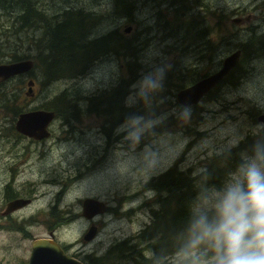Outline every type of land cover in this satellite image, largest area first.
<instances>
[{"label":"rangeland","instance_id":"1","mask_svg":"<svg viewBox=\"0 0 264 264\" xmlns=\"http://www.w3.org/2000/svg\"><path fill=\"white\" fill-rule=\"evenodd\" d=\"M3 1L6 4L0 3V52H15L20 60L29 55L28 59L34 60L36 66L28 76L21 77L22 83L17 80L10 83L13 86L12 92L18 98H26L20 102L21 107L0 108V185L4 180L1 168L6 161L4 149L7 147L9 151L13 145L11 155L16 154L20 172L16 186L26 187L27 183L32 184L31 190L36 197L30 206L31 212L26 216H33L39 209L36 212L37 218L43 219L40 220L42 223L37 221L35 224H21L20 231L16 229L18 224L8 228L0 225V264H28L31 240L47 239L50 231L55 233L54 240L59 242L67 256L84 264H96L94 260L103 255L109 246L124 240L118 238L132 235L135 229L146 224L149 212L147 211L146 216V212L136 211L145 206L129 204L124 197L118 198L120 207L129 204L128 209L131 211L126 213L118 210L116 215L110 212L106 219L97 220L93 224L96 229L95 238L89 243L82 242V234L93 222L71 226L69 212L76 211L80 214L85 200H104L110 207L115 206L116 199L110 191L129 182L132 187L129 198L140 201L151 199L149 204L155 205L153 200L155 201L158 193L151 186L152 181L174 162H177V171L198 177L202 181L203 198L194 207L195 211L215 207L226 185L233 179V174L253 156H248L243 146L242 153H239L241 158L239 159V155L236 157L239 159L236 167L228 164V159L236 160L233 153L245 138L249 142L264 139V133L259 131L258 126L262 124L257 121V117L264 114V52L258 50L255 44L264 42V0H125L124 5H128V8L124 11L117 9L114 0H57L54 5H41L47 0H31L37 5L40 26L33 29L31 34L22 30L16 35L12 31L16 17L24 13L28 2ZM12 4H16V7L9 6ZM65 10L83 12H63ZM77 13L84 17L77 22L79 30L75 29L76 33H80L89 24L86 22V14L90 20L94 15L99 16L101 19L92 25L89 37L93 39L111 32L116 33L131 45L141 65L137 80L124 98L125 108L130 113L115 128H110L101 115L89 117V122L82 121L83 116L76 119L71 115L69 106L52 98L62 94L71 99L81 95H100L118 78L128 75L127 69L130 66L126 67V63L132 58L123 52L113 54L81 73L80 77L89 76L90 80L72 79L62 83L61 78L49 79L48 75L45 76L40 63L42 61L45 64L44 57L40 56L41 52L28 49L30 43L44 35L45 28L53 29L61 21L75 19ZM193 21H199V26L194 28ZM65 27L69 28L70 23ZM127 28H132L131 33L124 32ZM195 29H203L206 38L194 40L197 36ZM220 30L226 31L225 38L219 37ZM230 34L242 49V54L244 53V77L236 79L234 85L221 83L214 95L205 99V93L195 106L184 108L178 104L176 97L181 90L219 70L223 59L237 51L229 49ZM208 47H215V53ZM250 51L257 54V59L248 60ZM7 63L12 61L5 59L0 62ZM146 77L154 78L158 86L152 89L146 82L142 85L141 82ZM30 79L35 81L34 96L26 97L27 81ZM40 79L52 84L42 89ZM65 88L71 90L65 91ZM44 104H51L52 108L48 109H54L58 114L56 120L48 126L50 139L45 140L48 141L45 149L49 150L45 157L38 155L44 148L35 147L25 139H18L4 147L5 136L9 135L8 131L11 129L9 124H13L15 120L12 115L15 110L45 109L42 108ZM61 121L69 125H64ZM60 139H68L76 147L69 152H66L65 147L57 148ZM78 146H82V150L77 151ZM24 149L31 151L25 161L36 167L21 163L23 160L20 154ZM78 152L83 153L80 155ZM228 152H231V156L225 158L217 186H214L213 179L202 172L205 168L210 170L213 165L218 164V170L211 171L217 174L223 163L220 155ZM105 154L113 157L104 169L108 160L103 158ZM98 156L102 172L99 174L97 187L101 193H80L79 187L83 185L78 180L83 178L85 168L88 169L92 160ZM44 166L47 173L44 172ZM39 170L46 175L39 173ZM24 171L28 175L21 173ZM17 202L24 205V200ZM45 211L50 218L58 219L59 222L55 223L50 219L52 223L46 226ZM124 217L130 218L129 222L133 225L127 226L125 220H120ZM132 246L135 247V244L128 245ZM118 254L122 256L113 259L114 264H143L135 259L140 254L144 257L149 255L140 246L130 253ZM177 259L178 256L165 258L156 264H171ZM205 261L207 260L196 264H209L213 260ZM149 264H154V261Z\"/></svg>","mask_w":264,"mask_h":264},{"label":"trees","instance_id":"2","mask_svg":"<svg viewBox=\"0 0 264 264\" xmlns=\"http://www.w3.org/2000/svg\"><path fill=\"white\" fill-rule=\"evenodd\" d=\"M27 2L28 4H25L23 15L32 21V28L29 26H22L21 23L24 20L19 19L21 15L19 16L18 14L12 30L15 35L22 30H27V34H31L33 29H38L40 26L39 21L41 20L38 17L39 13L36 3L34 5L31 0H27ZM124 2L125 0H114L117 9H121L122 11L127 10L128 8V5H124ZM130 4L129 6H131ZM12 8L14 7L12 6ZM63 12L74 13L83 11L65 10ZM33 13H35V16ZM83 17L84 16L81 13H77L75 19L71 18L68 21H61L60 25H57L53 29L45 28L44 34L50 33L53 30L56 31V29L63 31L64 36L60 37V41L63 45L60 49L55 48L50 50H39L41 52L40 56L44 57L45 60V64H43L42 61L40 63L42 64L45 76L48 75L49 79L61 78V80L63 79L61 82L66 83L65 81L81 78L80 76L82 72L88 71L94 63L102 58H108V56H113V54L118 55L120 52H123L129 58H132L131 61L126 63V67L130 66L129 70L127 69L128 75L126 77L118 78L110 88L104 91V93L96 96L81 95L74 99L68 98L65 94L57 97L54 96L52 98L60 101L65 104V106H69L70 108L75 107V109H79L87 105L89 101L92 103L102 101L103 103L99 106H107L108 109H110L112 107L110 99L114 98L116 111L112 115L109 114L108 117L117 119V123L113 124L119 125L122 119L130 113L125 108L124 98L131 90L133 83L137 80L138 71L141 65L138 62L136 53L133 52L131 45L128 44L126 40L119 37L116 33L111 32L93 39L89 37V31L92 29V25L101 19L99 16L94 15V17L90 20L89 15L86 14V22L89 24L82 28L80 33H76L75 29L79 30V28L76 27L77 22L83 19ZM68 22L70 23V27L66 28L65 25ZM198 22L199 21H193L194 28L196 25L199 26ZM194 33H197V36L193 38L196 41H201L206 38V34H203L205 33L203 29H195ZM218 35L220 38H225L227 33L226 31L220 30ZM49 37L52 39V43L57 42L55 35H48L47 38ZM255 44L258 47V50L264 52V42H256ZM126 48H129V50H126ZM208 48L210 51L215 53V47ZM229 49H237L236 52L240 53V58L236 66L229 72L228 76L222 81V83L226 82L230 85H234L236 83V79L241 80L244 77L246 69L243 67L244 53L242 54V49L238 43L233 41L232 34H230ZM64 52H66V54H64ZM15 54V52H0V62L5 59L12 62L20 60L19 57L15 56ZM248 57V60H254L257 59V54L250 51L248 52ZM28 58L29 55L28 57L22 59ZM217 68L218 66L215 67L213 71ZM13 80H17L18 83H22L21 77H17ZM13 80H8L0 84L1 109L21 107L20 102L26 100V98H18L12 92L11 89L13 86L10 85V83ZM39 83L42 89L47 88L52 84L48 83L47 80L43 81L42 79L39 80ZM219 87L220 86H217L212 92L206 95L205 99L214 95L219 90ZM63 90L70 91L71 89L65 88ZM9 91H11V93ZM42 108H52V105L44 104L42 105ZM55 113L58 116L56 111ZM4 114L6 115L5 111ZM243 146H245L248 156H255L256 153H259L264 157V139H258L257 142H249V140L245 138V140L236 148L235 153H233L234 159H236L237 155L240 156L239 159L241 158L239 153H242L241 151L243 150ZM237 150L239 151L236 153ZM227 156L230 157L231 152H228L227 154L222 153L220 155L223 163L217 174H213L212 172L218 170V164L213 165L210 170L207 168L203 170L205 175H209L213 179L212 182L214 186H217L219 175L225 164L224 162ZM238 162V159H228V164L235 167ZM176 163L177 162H174L173 165L161 173L162 175H159L152 181L151 186L156 189L158 194L155 201L153 200L156 208L149 211V215H151L150 223L135 236L136 239H124L109 246L103 255L94 260L96 264H114L113 259L122 256L118 253H130L132 250H136L137 246L144 247L146 249V253L149 254L148 256L145 255V257L140 254L138 259H135L138 260L139 263L143 264H149L152 261L156 264L165 258L170 259L172 257L175 258L176 256H178L179 259L175 262L172 261L171 264H196L198 261L203 260H213L209 264H215V253L212 250L210 242L206 237L199 240L197 239V237L201 236V229L198 223L199 220L202 217H207V219L211 221L214 216L215 207L202 211H195L194 207H196V204L201 198H203L201 196L203 190L202 181H200L198 177L187 176L186 174L177 171ZM174 173L179 174L175 175ZM129 244H135V247H128ZM194 253L195 255H193Z\"/></svg>","mask_w":264,"mask_h":264},{"label":"flooded vegetation","instance_id":"3","mask_svg":"<svg viewBox=\"0 0 264 264\" xmlns=\"http://www.w3.org/2000/svg\"><path fill=\"white\" fill-rule=\"evenodd\" d=\"M1 4H6L5 1L0 0ZM57 0H47L42 2L41 5H46V4H56ZM40 5V3H39ZM9 6H13L16 7V4H12ZM95 14V13H93ZM21 17L19 19L24 20L21 25L24 27H31L32 25V21L28 18V17H24V15L21 13L20 14ZM50 35H55L57 38V42L56 43H52V39L46 38L47 36ZM64 36V32L56 29V31H52L49 34L45 33L44 35H42V37H40L36 42L34 43H30V46L28 47V49L35 51V50H50V49H60L62 48V43L60 41V37ZM107 59V58H106ZM91 77L87 76V77H81L78 78L77 80H90ZM90 96H96V95H90ZM103 102H95L92 103L91 101H89L87 103V105L79 108V109H75L71 108V115L77 117L76 119L80 118V116H83V120L85 122H89V117L91 116H98L101 115V118H103L104 121H106L109 124L110 128H115L117 125H114L113 123H117V119L112 118V117H108V115H112L115 113L116 108H115V101L114 99H110V104H112V107L110 109H108V107H103V106H99L100 104H102ZM18 113H20V110H16ZM264 113V111H262ZM128 115V114H127ZM81 121V120H80ZM64 125H69L64 123L63 121H61ZM7 126V125H6ZM259 126V131H262L264 133V127L262 125H258ZM8 127V126H7ZM11 129H9V135L6 134V139L4 140V147L7 146L8 143L13 144L15 141H17L18 139H25L29 144H34L35 147H40L41 149L44 148L43 151H40L38 155L45 157L47 151L49 149H45L47 146L48 141H35V140H31L28 139L26 137H23L19 134H17L13 128V126H10ZM106 132L109 133L108 130H106ZM112 135V133H110ZM83 138L80 137L79 139ZM260 139V138H258ZM261 140V139H260ZM71 141L68 139H60L58 140V145L57 148H66V152L69 151H73V147L75 148L76 146H73L70 144ZM12 147L11 146L10 150L7 151V147L4 149V153H5V157H6V161L2 163V171H3V181L0 185L1 188V203H0V225L3 228H8L9 226H13L15 224H18V226L16 227L17 230H21V224L24 223H31V224H35L37 223V221H40L42 219H38L37 218V213L39 211V209L35 212V214L33 216H26L28 215L32 208H30L31 204L34 202L35 200V196H33V191L31 190L32 188V184L27 183L26 187H21V185L16 186V179L17 177L20 175L19 172V163L16 161V154H12ZM82 150V146H78L77 151ZM115 151V149L113 150ZM83 152H78V154H82ZM31 154V151L24 149L22 151V154H20V157L22 158V164L24 163V165L29 164V166L31 167H36L33 163L31 162H26L25 158L27 156ZM255 156L260 157V158H264L261 154L256 153ZM113 157V155H107L105 154L103 158L108 159L105 164H104V169L106 167V165L108 163H110V158ZM99 161V156L95 159L92 160V162L90 163L88 169L85 168V172H84V176L83 178H81L80 180H78L79 183H81L83 186L79 187V192L80 193H84V192H88V193H95L96 195H99L101 192H99L98 187H97V183L100 180L99 178V174L102 172L101 166L98 164ZM41 174H44L42 170L38 171ZM44 172L47 173V168L44 166ZM23 174L28 175V173L26 171L21 172ZM203 174H205L204 172H202ZM46 175V174H44ZM86 178V179H84ZM8 179V180H7ZM86 185H88L86 187ZM16 186V189H15ZM132 190V187L129 183L126 184H122L118 189L112 190L110 191L112 194H114V197L116 199V205L110 207L106 201H101V200H96L99 202H102L105 207H106V211L105 213L101 214V215H95L91 218H85L82 216V209L80 214L77 213L76 211H71L69 212V222L71 226H78L81 223H87V221L93 222L89 225V227H95L93 224L96 223L97 220H103L106 219L110 212L114 213L116 215L118 210H121L123 212L129 213V211H131V209L129 210V204L130 203H136L137 205L143 207L140 208L136 211H144L146 212V216H147V211L149 212L151 209L156 208V205L153 204H149V202L151 201V199H145L147 201H140L138 199H134V198H129V192ZM124 197L129 204H124L123 207H120V202L117 201L118 198H122ZM27 201V204L22 205L19 202L17 203V201ZM41 211H43L41 209ZM135 211V212H136ZM33 214V213H32ZM45 216H46V221L44 222V224L47 226L48 224L55 222L58 223L59 220L55 219V218H50L47 211H45ZM117 218V216H116ZM52 220V222H50L49 220ZM119 218H117L118 221ZM127 219V220H126ZM120 220H125V223L127 226H131L133 225V223H130V218L124 217V218H120ZM151 220V215L147 216V223L144 224L141 227H138L137 229H135L132 233V235H128V236H122L118 239H128V238H132V239H136L135 236L141 231L143 230L149 223ZM62 222H65L64 220H61ZM41 222V221H40ZM42 223V222H41ZM88 227V228H89ZM51 232V231H50ZM49 233V232H48ZM52 233V232H51ZM53 235V241L55 243H57L60 247L61 245L59 244V242H57L55 239V233H52ZM46 239V238H44ZM62 248V247H61ZM62 250L64 251V249L62 248Z\"/></svg>","mask_w":264,"mask_h":264},{"label":"clouds","instance_id":"4","mask_svg":"<svg viewBox=\"0 0 264 264\" xmlns=\"http://www.w3.org/2000/svg\"><path fill=\"white\" fill-rule=\"evenodd\" d=\"M145 82L158 86L151 77ZM198 223L197 239L210 242L215 264H264V158L253 156L241 164L215 204L213 219L202 217Z\"/></svg>","mask_w":264,"mask_h":264},{"label":"water","instance_id":"5","mask_svg":"<svg viewBox=\"0 0 264 264\" xmlns=\"http://www.w3.org/2000/svg\"><path fill=\"white\" fill-rule=\"evenodd\" d=\"M239 53L234 52L223 59L221 67L219 70L213 74L201 79L193 86L180 91L177 94V102L184 104L185 101L191 104H195L198 100L210 89H212L216 84H218L225 75L232 69L238 61ZM30 61H21L6 65H0V81H4L9 77L22 74L27 72L31 68ZM28 85H32L31 82ZM31 94L30 91H28ZM53 114L51 112L36 111L19 116L16 122V130L34 139H40L45 137V127L52 119ZM258 122L264 125V115L257 118ZM87 210L88 212H84ZM106 207L102 202L96 200H85L82 204V216L85 218H91L95 215H101L105 213ZM96 229L95 227H89L86 232L82 235L83 242H90L95 237ZM47 239H34L30 242L31 255L29 259V264H81L76 259L67 256L62 248L53 241V235L49 232ZM47 248L49 250L52 259L44 261L38 259L33 254V249Z\"/></svg>","mask_w":264,"mask_h":264},{"label":"bare ground","instance_id":"6","mask_svg":"<svg viewBox=\"0 0 264 264\" xmlns=\"http://www.w3.org/2000/svg\"><path fill=\"white\" fill-rule=\"evenodd\" d=\"M33 15L35 16V13H33ZM47 30V29H46ZM131 31H132V28H127V29H125L124 30V32L126 33V34H129V33H131ZM49 34V33H48ZM204 34V33H203ZM47 38V37H46ZM236 52V51H235ZM234 53V52H233ZM239 53V52H238ZM232 54V53H231ZM37 58V57H36ZM239 58H240V53H239V57H238V60H239ZM37 60H40V58H37ZM21 61H30L31 62V68L27 71V72H25V73H22V74H18V75H15V76H12V77H9L8 79H6V80H4V81H0V84L1 83H4V82H6V81H8V80H13V79H15V78H17V77H22V76H25V75H27V74H29V73H31L32 72V70L35 68V66H36V62L34 61V60H32V59H23V60H20V61H15V62H12V63H16V62H21ZM238 62V61H237ZM43 63V62H42ZM7 64H11V63H7ZM237 64V63H236ZM0 65H6V64H0ZM236 66V65H235ZM234 66V67H235ZM233 67V68H234ZM232 68V69H233ZM232 69H230V71L232 70ZM229 71V72H230ZM229 72L225 75V77L218 83V84H216L212 89H210L209 91H207L206 92V95H208L210 92H212L217 86H219L221 83H222V81L228 76V74H229ZM28 76V75H27ZM207 77V76H206ZM203 78H205V77H203ZM202 78V79H203ZM200 81V80H199ZM29 82H31L32 83V85H28V83ZM198 82V81H197ZM197 82H195V83H197ZM194 83V84H195ZM194 84H192V85H190V86H188V87H186L185 89H187V88H189V87H191V86H193ZM34 85H35V81L34 80H32V79H30V80H28L27 81V88H28V90H27V92H26V96L27 97H32V96H34V93H33V87H34ZM185 89H183V90H185ZM28 91H30L31 92V94H29L28 93ZM182 91V90H181ZM205 95V96H206ZM176 99H177V97H176ZM115 100V99H114ZM201 99H199L198 100V102L197 103H195V104H191V103H188L187 101H185V103L184 104H181V103H178V104H180L181 106H183L184 108H189V107H191V106H195V105H197L198 103H199V101H200ZM36 111H43V112H51L52 114H53V117H52V119L49 121V123L46 125V127H45V134H46V136L45 137H42V138H40V139H34V138H29V137H27V136H25V135H23V134H21V133H19L17 130H16V122H17V120L19 119V116L20 115H22V114H26V113H30V112H36ZM13 115V117H15V120H14V123L12 124H9V127L10 126H13V128H14V130H15V132L17 133V134H19V135H21V136H23V137H26V138H28V139H31V140H35V141H43V140H49L50 138V132L48 131V126H49V124L51 123V122H53V121H55L56 120V118L58 117L57 115H56V113H55V111H53V110H49V109H35V110H28V111H21L20 113H18L16 110H15V113L14 114H12ZM261 115H264V114H261ZM261 115H259V116H261ZM258 116V117H259ZM257 117V118H258ZM258 121V120H257ZM260 123V122H259ZM260 124H262V123H260ZM263 125V124H262ZM264 126V125H263ZM239 160V159H238ZM18 203V202H17ZM24 203V205L25 204H27V201H24L23 202ZM84 212H88L87 210H84ZM52 232V231H51ZM33 254H34V256L36 257V258H38V259H41V260H44V261H48V260H51L52 259V257H51V254H50V252H49V250H47V248H39V247H36V248H34L33 249ZM30 259V258H29ZM77 261H79L81 264H84L83 262H81L80 260H77ZM28 264H29V261H28Z\"/></svg>","mask_w":264,"mask_h":264}]
</instances>
